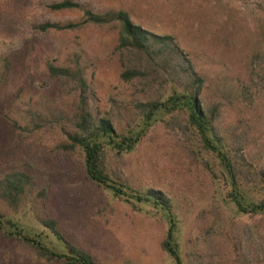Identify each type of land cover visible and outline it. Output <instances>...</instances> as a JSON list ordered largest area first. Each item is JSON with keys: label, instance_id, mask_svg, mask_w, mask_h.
<instances>
[{"label": "rangeland", "instance_id": "rangeland-1", "mask_svg": "<svg viewBox=\"0 0 264 264\" xmlns=\"http://www.w3.org/2000/svg\"><path fill=\"white\" fill-rule=\"evenodd\" d=\"M60 1L0 0V70L5 72L0 83V175L19 169L35 172L40 182L49 185L46 215L100 264H173L161 249L168 229L161 213L148 206L134 208L87 180L80 152L58 149L61 137L56 131H32L22 120L13 124L18 93L55 94L46 63L61 58L69 45H80L90 56L101 109H108L109 96L123 98L129 93L119 80L116 29L92 25L64 32L34 29L45 22L81 18L79 10L47 8ZM71 1L96 13L127 10L135 24L173 36L205 78L202 100L221 105L219 124L243 134L247 169L264 170V0ZM256 53L260 57L252 65ZM204 159L195 137L158 122L124 156L121 168L135 187L168 196L183 256L199 255L198 264H237L234 243L241 228L253 226L252 241L264 243V216H239L220 201ZM108 161H114L112 152ZM32 202L29 196L15 213L0 201V212L40 232ZM0 264L61 263H49L0 235ZM256 264H264L263 257Z\"/></svg>", "mask_w": 264, "mask_h": 264}, {"label": "trees", "instance_id": "trees-1", "mask_svg": "<svg viewBox=\"0 0 264 264\" xmlns=\"http://www.w3.org/2000/svg\"><path fill=\"white\" fill-rule=\"evenodd\" d=\"M47 8L52 12L79 10L82 15L75 22L34 26L40 32L76 31L89 25L117 30L114 52L121 68L119 80L129 93L123 98L109 96L108 109H101L94 83L95 66L83 47L69 45L61 58L46 63V74L55 85V94L18 93L14 97V125L22 120L32 131H56L61 137L58 149L80 152L87 180L134 208L148 206L161 213L168 223L161 249L173 264H198L196 258L200 256L181 254L170 199L160 190L135 187L121 168L124 156L137 148L156 123L195 137L220 201L239 216H264V170L247 169L243 134H235L219 124L221 105L202 100L205 78L173 36L155 34L135 24L124 9L96 13L71 0L49 4ZM259 57L258 53L252 57V65ZM4 78L2 69L0 83ZM109 152L114 159L111 163ZM48 186L40 182L35 172L19 169L0 175V201L17 213L21 203L32 196L31 211L42 227V231L35 232L0 212V235L49 263L100 264L65 237L57 222L46 215ZM240 231L234 243L235 262H261L264 243L252 241L253 226Z\"/></svg>", "mask_w": 264, "mask_h": 264}]
</instances>
